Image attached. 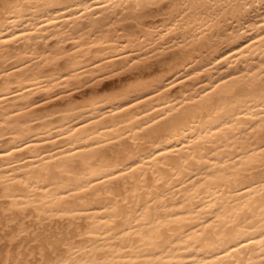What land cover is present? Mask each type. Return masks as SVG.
<instances>
[{
    "label": "bare ground",
    "instance_id": "obj_1",
    "mask_svg": "<svg viewBox=\"0 0 264 264\" xmlns=\"http://www.w3.org/2000/svg\"><path fill=\"white\" fill-rule=\"evenodd\" d=\"M0 264H264V0H0Z\"/></svg>",
    "mask_w": 264,
    "mask_h": 264
}]
</instances>
